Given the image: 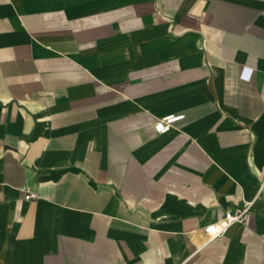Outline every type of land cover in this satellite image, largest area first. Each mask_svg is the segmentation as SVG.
I'll list each match as a JSON object with an SVG mask.
<instances>
[{"label":"crops","instance_id":"0c3cea01","mask_svg":"<svg viewBox=\"0 0 264 264\" xmlns=\"http://www.w3.org/2000/svg\"><path fill=\"white\" fill-rule=\"evenodd\" d=\"M0 264H264V0H0Z\"/></svg>","mask_w":264,"mask_h":264},{"label":"built area","instance_id":"2783aa9c","mask_svg":"<svg viewBox=\"0 0 264 264\" xmlns=\"http://www.w3.org/2000/svg\"><path fill=\"white\" fill-rule=\"evenodd\" d=\"M181 116H167L161 119H158L155 123V130L159 133H165L171 128L174 127V123ZM37 194L33 192H29L26 195L27 199L36 198ZM252 207L251 202H245L242 206L237 207L235 210L229 209L227 210L224 219L221 222L212 223L205 228V231L211 236L216 237L224 234L227 231V228L233 223L240 222L243 223L247 220L248 215L250 213Z\"/></svg>","mask_w":264,"mask_h":264}]
</instances>
